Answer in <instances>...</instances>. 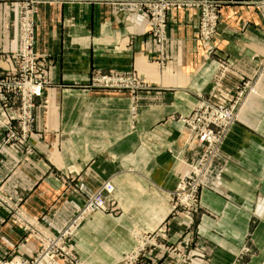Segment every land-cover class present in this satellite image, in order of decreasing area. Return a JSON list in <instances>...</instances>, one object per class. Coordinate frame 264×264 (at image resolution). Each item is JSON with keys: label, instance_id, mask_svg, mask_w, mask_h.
<instances>
[{"label": "crops", "instance_id": "0c3cea01", "mask_svg": "<svg viewBox=\"0 0 264 264\" xmlns=\"http://www.w3.org/2000/svg\"><path fill=\"white\" fill-rule=\"evenodd\" d=\"M134 1L39 6L36 50L50 55V86L34 111L32 157L1 147L0 135V193L58 234L111 181L114 210L82 224L75 251L84 264H118L137 249V234L172 217L173 193L204 152L179 118L210 92L214 103L231 102L250 80L256 92L204 179L190 228L179 216L168 237L170 244L193 240L194 264H264V0H177L211 3L217 28L200 41L201 3L174 8L161 49ZM8 14L0 18L5 51L16 46ZM110 70L134 72L142 88H85L95 71ZM26 231L0 206V260L38 252ZM245 247L250 253L241 257Z\"/></svg>", "mask_w": 264, "mask_h": 264}, {"label": "rangeland", "instance_id": "374dc122", "mask_svg": "<svg viewBox=\"0 0 264 264\" xmlns=\"http://www.w3.org/2000/svg\"><path fill=\"white\" fill-rule=\"evenodd\" d=\"M101 1L102 0H0V18L2 17L5 18V13L6 14L9 13L8 15L9 16L11 15L12 19H14V25L16 27V32H17L15 39L16 46L13 50L5 51L4 48H0V135L2 137L1 147L11 146L10 148L13 150L24 151L25 159L32 157L34 152L29 144V137L31 135V132H33V127H34V111L41 105L40 101L44 96V92L46 88L50 86V81H51V79L49 78V73L51 68L50 55L47 53H39L36 50V42H37V38H36L37 12L36 11L39 8V6H47L51 4L80 6L84 4H96V3H100ZM158 1L159 0H153V2H149V0H135L134 2L140 6V8L144 11L145 15L147 16L150 25L149 35L155 39L158 48L161 49V46H163V43L166 40L168 41V38L161 41V39H159V32H156V36L153 34L154 23H159L155 19L156 18L155 8H156V3ZM174 1L175 2L171 5V7L164 11V20L162 23H160L162 24L163 29H166L167 27L165 15L168 11L174 8H184V7H192V6L196 7L194 6V4L196 5L197 3H201L199 19L197 23L199 40L203 42L208 41L214 36L217 28V18L214 14V11L211 10L210 5L208 6L205 5L203 3L205 1L194 2L193 5H188L177 0ZM0 24H1V20H0ZM44 59H45V63H44ZM118 74H122V75H118ZM128 74H135V73L132 71H118V70H110L104 73L100 71H95L89 80L88 86L85 88L99 89V90L113 89L116 91L128 90V89H118L113 87L108 88L100 84L102 83L100 81L105 77H109L110 79H115L117 77H127ZM35 79H37L40 82L39 84L41 85V90H42L41 96L33 99L34 107L27 104L24 105V100L20 92L24 90L26 91L27 94H30L34 90V87L26 89L25 83L35 84L34 83ZM247 82L253 85V86L251 85V89H252L251 91L249 90L243 91L244 84ZM254 84L255 83H252L250 80L244 81L241 84L240 89L237 91V94H241V93L244 94L247 91L243 99V105L249 94L250 93L254 94L256 92L254 91L255 90ZM212 95L213 94H211L210 92L205 99L211 100L213 98ZM201 102L202 100L199 102V104ZM23 107L25 109H30L28 107H31L32 109L29 113V116L32 121L26 122V125L23 119ZM3 114H5L6 116L8 115L15 116V118L11 121L10 125H7L4 122L2 116ZM183 118H185V116L180 117L179 120H181L182 122ZM238 119L240 120L239 114H238ZM24 127L28 129L27 133H24L23 130ZM196 162L194 164H196ZM191 175H192V167H191L190 176ZM177 189L175 190V192L177 191ZM174 193H173L172 217L168 218L161 225V227H159L157 231L153 233L143 234L141 243L142 242L144 243L143 244L144 250L142 252L143 258L141 259V261L128 262L127 258L130 257L133 254L132 253L118 264H194L193 251L195 250V245H193L194 244L193 240L183 239L182 242H178L177 244H170L168 236L170 232V221L179 216L181 217L182 215H184V218L186 220L185 226L187 227V229L190 228L189 225L190 223L188 222L192 221L193 215L199 210L200 205L196 212L194 211L191 214H188L183 207H178L180 206L179 204L176 205L177 201L176 198L174 197ZM12 205L16 209V206L14 204ZM108 208H109L108 210L109 213L113 211L114 203L108 201ZM15 221H17L23 226L22 222L20 221L19 218L16 217V215H15ZM64 229H62V231ZM26 233H28L30 237L34 238L39 244V241L35 237L34 232L26 231ZM39 248H40V244H39ZM138 249L134 251V254L138 251ZM249 253L250 251H248V247H245L243 248L240 256L243 257L245 255H248ZM9 259H2V261H8ZM204 264H208L207 260L204 261Z\"/></svg>", "mask_w": 264, "mask_h": 264}, {"label": "built area", "instance_id": "2783aa9c", "mask_svg": "<svg viewBox=\"0 0 264 264\" xmlns=\"http://www.w3.org/2000/svg\"><path fill=\"white\" fill-rule=\"evenodd\" d=\"M159 1L156 3L155 8V19L159 23H154L153 34L156 36V32H159V39L163 41L167 37L166 31L160 23L164 20V11L169 9L175 1ZM149 2H153V0H149ZM183 3L190 5L194 2L185 1ZM203 3L207 6L211 5V3ZM100 82H102L100 84L108 88L128 89L133 92L142 88V84L135 74H128L127 77H117L115 79L105 77ZM34 83L36 85L25 83L26 89L34 87V90L30 94H27L24 90L20 92L24 100V105L27 104L34 107L33 99L41 96L42 90L41 85L39 84L40 82L35 79ZM251 85L252 84H249V82L245 83L243 91H251ZM246 92L244 94H237L230 103L216 104L210 99H204L198 104L193 113L182 119L184 127L189 132L196 135L200 142L204 144V152L201 158L192 166V175L188 178L181 179L178 189L174 193V197L177 201L176 205L179 204L180 206L178 207H183L188 214L198 210L200 205V191L206 187L204 179L210 173L212 167L223 159L222 147L232 128L239 121L238 114L243 106V99ZM28 108L30 109H25L23 107V119L25 125L26 122L32 121L29 116L32 109L31 107ZM2 116L7 125H10L11 121L15 118L14 115L6 116L3 114ZM23 130L24 133L28 132V129L25 127ZM113 192L114 186L112 182H105L84 202L80 211L68 227L58 234H51L42 230L38 224H35L33 221L24 217L17 208L15 209L11 201L5 199L0 193V206L11 215L14 213V217L16 215V217L20 219L27 231L34 232L35 237L40 244L39 251L30 259L14 256L8 261L0 260V264H84L79 260L75 251V240L78 231L82 224L93 215L97 213H109L108 201H110L109 198L112 196ZM137 236L140 238V243L137 247V249H139L135 254L133 253L134 256L132 254L127 258L128 262H140L143 258L142 252L144 250V243H141L143 234H137Z\"/></svg>", "mask_w": 264, "mask_h": 264}, {"label": "bare ground", "instance_id": "6f19581e", "mask_svg": "<svg viewBox=\"0 0 264 264\" xmlns=\"http://www.w3.org/2000/svg\"><path fill=\"white\" fill-rule=\"evenodd\" d=\"M253 86V85H252ZM252 90V89H251Z\"/></svg>", "mask_w": 264, "mask_h": 264}]
</instances>
